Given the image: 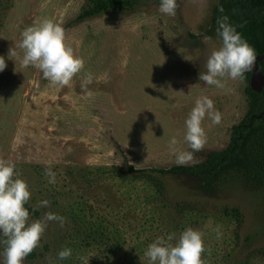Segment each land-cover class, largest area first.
<instances>
[{"label": "rangeland", "instance_id": "obj_1", "mask_svg": "<svg viewBox=\"0 0 264 264\" xmlns=\"http://www.w3.org/2000/svg\"><path fill=\"white\" fill-rule=\"evenodd\" d=\"M131 1L129 10L78 20L91 0H1L0 160L12 162L28 185V222L47 212L64 218L62 226L46 221L23 264H85L81 257L147 264L149 243L187 227L202 233L204 264H264V192L230 174L210 196L196 189L194 176L158 171L177 165L176 152L190 151L184 121L197 98H210L221 121L205 117V143L183 165L226 149L248 113L245 77H224L222 88L198 79L221 46L211 29L219 0H177L175 16L159 12L158 0ZM44 17L65 30L67 46L84 61L62 87L19 62L22 31ZM85 72L93 79L82 89ZM172 136L176 152L168 148ZM62 247L72 255L58 260Z\"/></svg>", "mask_w": 264, "mask_h": 264}, {"label": "clouds", "instance_id": "obj_2", "mask_svg": "<svg viewBox=\"0 0 264 264\" xmlns=\"http://www.w3.org/2000/svg\"><path fill=\"white\" fill-rule=\"evenodd\" d=\"M177 7V0H158V11L168 16H175ZM217 25L216 33L221 40V46L211 51L205 64L206 71L200 72L198 79L206 85L222 88L224 77L244 79L245 72L251 69L256 59V53L237 31V27L228 22L227 16L218 18ZM17 47L23 53L19 58L22 67L32 66L40 70L43 78L60 87L68 85L84 66L83 59L67 46L65 30L48 17L39 18L26 27ZM16 55V51L10 48L9 57ZM5 67V59L0 56V72ZM92 79V75L85 72L81 88L85 89ZM85 94L90 95L88 92ZM206 116L212 124H219L221 121V113L214 108L210 98H197L184 121V140L190 151L176 152L177 138H169L168 148L176 152L177 165L189 162L193 153L204 145L205 130L202 121ZM14 168L12 162L0 160V238H3L0 242L5 245L0 253L3 257L0 264H23L24 258L39 246L46 221L55 220L61 226L64 222L62 216L53 212L45 213L43 220L28 222L30 213L25 205L29 201L30 191L26 181L18 177ZM44 174L49 183L56 182V173L51 168H46ZM39 203L42 206L48 205L47 200ZM217 235L220 233L217 232ZM204 251L202 233L187 227L178 237L175 233H169L166 237L158 236L147 245L143 256L147 264H204L201 258ZM71 255V248L62 247L57 252V259L65 260ZM81 260L89 264L84 257Z\"/></svg>", "mask_w": 264, "mask_h": 264}, {"label": "trees", "instance_id": "obj_3", "mask_svg": "<svg viewBox=\"0 0 264 264\" xmlns=\"http://www.w3.org/2000/svg\"><path fill=\"white\" fill-rule=\"evenodd\" d=\"M132 5L131 0H91L78 20L110 10L126 11ZM223 16L237 27L256 55H264V0H219L212 10V30H216L217 19ZM259 66L264 74V61H260ZM250 77L251 73H245L249 82L248 113L233 127L228 147L209 154L198 164L173 165L158 171L172 176H194L199 181L196 189L210 196L219 191L222 180L230 174L241 180L246 188L264 192V89L252 90ZM260 114L263 115L258 118ZM129 170L137 169L130 166ZM25 206L29 210L28 203Z\"/></svg>", "mask_w": 264, "mask_h": 264}, {"label": "water", "instance_id": "obj_4", "mask_svg": "<svg viewBox=\"0 0 264 264\" xmlns=\"http://www.w3.org/2000/svg\"><path fill=\"white\" fill-rule=\"evenodd\" d=\"M264 61V55H256V59L249 71L245 73H251L250 87L254 91H262L264 88V74L261 72L259 62ZM263 114H260L258 118H261Z\"/></svg>", "mask_w": 264, "mask_h": 264}, {"label": "flooded vegetation", "instance_id": "obj_5", "mask_svg": "<svg viewBox=\"0 0 264 264\" xmlns=\"http://www.w3.org/2000/svg\"><path fill=\"white\" fill-rule=\"evenodd\" d=\"M264 89V88H263Z\"/></svg>", "mask_w": 264, "mask_h": 264}]
</instances>
